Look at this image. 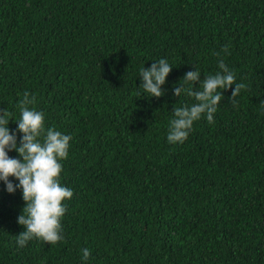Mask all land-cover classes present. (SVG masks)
I'll return each mask as SVG.
<instances>
[{
  "label": "trees",
  "instance_id": "trees-1",
  "mask_svg": "<svg viewBox=\"0 0 264 264\" xmlns=\"http://www.w3.org/2000/svg\"><path fill=\"white\" fill-rule=\"evenodd\" d=\"M161 58L172 71L150 97L140 70ZM221 59L246 88L235 104V85L219 90L213 122L169 143L174 107L195 103L175 88ZM25 92L45 130L72 137L59 181L73 196L62 239L21 248L22 190L0 181V264H264V0H0L13 132Z\"/></svg>",
  "mask_w": 264,
  "mask_h": 264
},
{
  "label": "clouds",
  "instance_id": "clouds-1",
  "mask_svg": "<svg viewBox=\"0 0 264 264\" xmlns=\"http://www.w3.org/2000/svg\"><path fill=\"white\" fill-rule=\"evenodd\" d=\"M227 51L228 46L225 45L222 52ZM216 55L219 56L220 53ZM218 67L221 71L203 80L198 70L188 71L181 79L183 84L175 88V96L179 97L184 93L193 98L195 103L174 107L167 136L169 143H183L187 140L194 121L199 120L202 114H206L209 123L213 122V114L223 97L222 91L219 90H227L235 85L231 94L235 104V97L246 88L245 84L236 82L234 72L222 59L218 61ZM171 71L172 66L164 58L154 62L148 69L143 67L140 70V87L143 92L150 97L159 98L164 95L162 86ZM197 83L198 87L195 86ZM34 103L35 97L25 92L18 104L20 118L15 120V132L8 128L10 114L6 109L0 111V181L4 182L9 193H14L17 188L21 189L25 201L22 214L17 218L18 224L25 229L16 239L21 248L34 238L49 244L60 241V221L66 212L63 201L73 196L72 190L59 181L63 171L60 161L67 159L72 137L54 128L45 130L44 113L29 108V105ZM261 106L264 107V101ZM17 132L22 133L19 145ZM13 150L20 158L8 155V152ZM9 177H15L19 183L14 185ZM82 251L83 258L87 260L89 250Z\"/></svg>",
  "mask_w": 264,
  "mask_h": 264
}]
</instances>
